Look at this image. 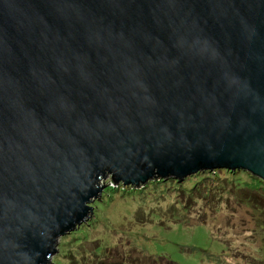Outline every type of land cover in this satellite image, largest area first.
<instances>
[{"label": "water", "instance_id": "95a60500", "mask_svg": "<svg viewBox=\"0 0 264 264\" xmlns=\"http://www.w3.org/2000/svg\"><path fill=\"white\" fill-rule=\"evenodd\" d=\"M264 182V0H0V264H50L104 181Z\"/></svg>", "mask_w": 264, "mask_h": 264}, {"label": "rangeland", "instance_id": "374dc122", "mask_svg": "<svg viewBox=\"0 0 264 264\" xmlns=\"http://www.w3.org/2000/svg\"><path fill=\"white\" fill-rule=\"evenodd\" d=\"M200 176L127 191L108 178L50 264H264V202L255 207L234 190L239 178L258 194L257 183L228 170Z\"/></svg>", "mask_w": 264, "mask_h": 264}, {"label": "trees", "instance_id": "16d2710c", "mask_svg": "<svg viewBox=\"0 0 264 264\" xmlns=\"http://www.w3.org/2000/svg\"><path fill=\"white\" fill-rule=\"evenodd\" d=\"M229 172H231V171H229ZM241 173V174H245V175H247L248 177H250V178H252L253 179V181H254V183L258 186L257 187V190L258 191H260V192H258V194H254V190L253 189H251L250 187H246L247 185H248V183L246 182H240V179L239 178H237V179H235V185H234V190H236L237 191V193H239L241 196H242V198L243 199H245L246 200V202H248V203H250V204H252L253 206H257V205H259V206H263V202H264V197H263V194H264V182L263 181H261L260 179H258V178H254V177H252L250 174H248V173H245V172H242V171H235V172H233V173ZM204 174V175H203ZM205 174H208L207 176H205ZM213 174H215V172H212V173H209V172H204V173H197V174H195V175H192V176H200V177H202L203 178V176L204 177H206V178H210L209 177V175H213ZM203 175V176H202ZM187 179V178H186ZM186 179L185 180H182V181H177V180H174V179H171V180H174V181H176L178 184H182L183 182H185L186 181ZM156 181H163V180H156ZM155 181V182H156ZM129 188H131V187H124L123 189H122V191L123 190H125V191H127ZM113 190H114V188H113ZM130 190V189H129ZM131 190H133V189H131ZM233 190V189H232ZM159 258H162V259H164L165 257H163V256H158ZM166 259V258H165ZM176 264V263H175Z\"/></svg>", "mask_w": 264, "mask_h": 264}]
</instances>
